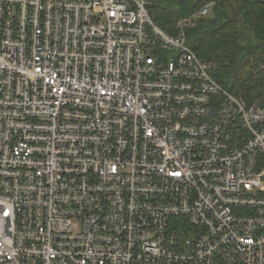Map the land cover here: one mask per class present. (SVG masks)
Masks as SVG:
<instances>
[{"label": "built area", "instance_id": "built-area-1", "mask_svg": "<svg viewBox=\"0 0 264 264\" xmlns=\"http://www.w3.org/2000/svg\"><path fill=\"white\" fill-rule=\"evenodd\" d=\"M152 1L0 0V264H264V100Z\"/></svg>", "mask_w": 264, "mask_h": 264}, {"label": "trees", "instance_id": "trees-1", "mask_svg": "<svg viewBox=\"0 0 264 264\" xmlns=\"http://www.w3.org/2000/svg\"><path fill=\"white\" fill-rule=\"evenodd\" d=\"M208 15L197 13L208 2ZM153 20L172 35L184 30L189 46L227 90L264 100V0H153Z\"/></svg>", "mask_w": 264, "mask_h": 264}]
</instances>
